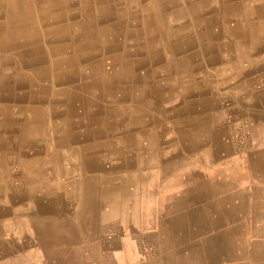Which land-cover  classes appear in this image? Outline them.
Masks as SVG:
<instances>
[{
    "label": "bare ground",
    "instance_id": "6f19581e",
    "mask_svg": "<svg viewBox=\"0 0 264 264\" xmlns=\"http://www.w3.org/2000/svg\"><path fill=\"white\" fill-rule=\"evenodd\" d=\"M174 1L178 8L172 11ZM247 1L261 0H123L121 8L127 16L119 33L109 22L99 24L123 15L109 0H0V264H35L36 260L43 264H264V240L248 241L239 223L245 212L243 205L232 204L238 196L203 204L198 187L210 192L215 184L197 177L185 157L179 171L178 139L189 151L192 142L189 132L178 128L176 105L166 103L170 96L152 92L145 101V92L138 89L133 96L124 94L120 105H100L98 96L53 87L54 81L123 78L129 64L166 61L156 73L175 68L180 61L177 50L191 42L184 38L175 45V39L198 27L218 32L235 29L243 26L242 17L264 12L262 4ZM208 11L213 12L200 17ZM173 82L166 78V85ZM79 89L88 87L83 84ZM56 97L64 98L63 107L53 104ZM77 109L80 119L72 122L68 118ZM59 110L73 129L65 135L62 119L50 120ZM79 125L84 129L74 130ZM95 126H102V134ZM44 130L54 142L95 143L60 154L44 142L37 145L39 138L30 135ZM100 149L102 159L109 162L103 173L96 169L98 175L89 174L88 163L74 162L88 150ZM48 164L54 170L53 183H35ZM130 166L150 170L126 171ZM23 188L28 194L22 196L30 198L32 191L43 190L45 204L40 200L36 207L46 216H35L32 203L21 204L17 193ZM113 220L117 236L105 241L102 232L115 236ZM133 235L146 239L151 256L137 248Z\"/></svg>",
    "mask_w": 264,
    "mask_h": 264
},
{
    "label": "crops",
    "instance_id": "0c3cea01",
    "mask_svg": "<svg viewBox=\"0 0 264 264\" xmlns=\"http://www.w3.org/2000/svg\"><path fill=\"white\" fill-rule=\"evenodd\" d=\"M122 2L123 0H109L108 3L111 4L114 9L116 8L120 14H126L125 8H121ZM247 3H257L260 6L262 4L264 8V0L258 2L247 1ZM174 8H178L176 2L175 4H172L169 9L174 11ZM212 12L213 11H208L207 13L200 15V17L208 16ZM124 14L114 20L105 19L99 22V24H101L100 26H104L109 22V25L115 26L117 32L121 33L123 32L124 27V23L122 22H125L124 20L127 16ZM240 20L243 26L235 29L230 28L221 32L215 31V29H209L210 32L208 29L205 30L204 28L198 27L197 29L187 31L185 37L175 39V45L181 44V41L184 38H190L191 42L188 47H181L175 54V57L182 62L179 61L175 68L169 70L165 69L164 72L156 73V68L162 70L161 67H165L166 61L159 64H148L147 62H143L142 65L134 64L135 66H131L129 64L126 67L129 70L127 72L128 75L123 78H113L111 80H105V82L104 80H94V77L81 78V80L75 81L69 80L68 82L54 81L53 87H57L56 89L70 87L73 91L77 93L81 92L85 96H98L95 98L96 102L100 105H106L108 103L120 105L122 101H125L122 98L124 94L133 96L134 91L138 89L145 92V94L143 93L142 95L145 101H148L151 95L153 96V93L154 95L170 96L167 100L169 103L167 101L166 103L167 105H176L175 119L180 123L178 128H180V131L186 130L189 132L191 137L190 141L193 143H191L189 151V148L185 146L183 140L178 139L179 144H177V147L179 148L177 149L180 154L178 155L179 157L176 158V164L179 167V171L181 170L182 159L185 157V161L194 166L193 168H196L197 177L206 178L207 181L215 184L214 187L210 189V192L209 188L208 190H204L198 187V191L200 189L199 194H203L201 195L203 204H209L210 201L214 202L220 200V198L222 200V198L232 194L237 195L238 199H233L232 204L234 203L236 206L243 205L244 207V217H242V220L239 223H242L245 228L243 230L245 237L248 241L258 243L264 240V12L247 15ZM257 28L260 31H257ZM194 37L197 38L195 39ZM232 57L233 59H231ZM140 58L145 60L143 56H140ZM151 71L156 74L152 76L150 74ZM146 72L150 73L146 74ZM237 72L239 73L237 74ZM181 74L183 76H181ZM166 78L172 79L174 82L168 86L165 83ZM121 80L124 82H121ZM83 84L88 87L85 91L79 89ZM111 99H114V101ZM19 103L26 105L27 102ZM65 103L66 101L63 97H56L53 102V104H58L60 107H63L61 104ZM177 106L180 107L177 108ZM227 106L229 107L227 108ZM80 111L77 109L68 119L72 122L78 121L80 119ZM54 114L58 115H53L50 120L55 121L57 119H62L61 129L63 135L73 131V129L70 128V125L64 122V115H62L64 114L63 111L59 110ZM25 116L27 115L25 114ZM187 122H189V125L184 124ZM83 129L84 128L79 125L74 130L81 131ZM95 129H98L102 134V126H95ZM30 135L33 139L41 138V140L35 139L38 141L36 142L38 143L37 145L44 142L48 147L52 146L58 148L60 154L65 149L67 150V148L68 150L78 149L95 143L94 140L68 142L65 139L61 140V143L54 142L50 139L47 130H44L43 132L37 131ZM46 136L49 138L48 142ZM104 139L105 138H102L99 141L96 140V143L103 142ZM21 140H23L22 135H20V141ZM152 151L154 150L151 149L150 152ZM103 152L104 151L101 149L98 151L88 150L86 155L84 154L80 157L81 160L77 159L74 160V162L83 164L88 163L86 171L89 174L98 175L96 169L103 173L105 170H108L109 167L108 160L102 159L103 156L101 154H103ZM42 153L40 154V157L44 160L46 155L44 154V151ZM190 154L191 158H188ZM97 155L100 156L95 159ZM37 157H39V155H37ZM34 158L35 157L31 159L34 160ZM95 165H98V168H95L94 170ZM46 166L48 167H44L46 172L40 176H36L35 183L43 184L48 180H52L51 184L53 183V179H55L54 170L49 169L51 168L49 164ZM141 169L145 170L146 168H144V166H130L126 171H139ZM204 169H206V171H204ZM146 170L149 171L150 169ZM60 178L64 179L63 176H60ZM66 179L69 181L70 177ZM26 184H29V182ZM24 188L21 192L17 193L21 197L20 200L23 202H21V204H24L25 202L32 203L35 207L32 206L31 208H34V210L37 211L35 216H46V212H39V207H36V205H39L38 203H40V200L45 204L46 198H42V194L44 193L43 190L37 189V191H32L33 197L30 198L28 196H22L23 192L25 195L28 194L25 192ZM65 201L69 205L73 204L69 199H66ZM195 204L198 208L201 201L198 200ZM112 224L117 225L115 220L110 222L111 226H113ZM12 226L10 228H12ZM14 227L16 228V225H14ZM222 263L223 262H220V264ZM231 263V261H228L227 263L224 261L223 264ZM35 264L43 263L36 260Z\"/></svg>",
    "mask_w": 264,
    "mask_h": 264
},
{
    "label": "rangeland",
    "instance_id": "374dc122",
    "mask_svg": "<svg viewBox=\"0 0 264 264\" xmlns=\"http://www.w3.org/2000/svg\"><path fill=\"white\" fill-rule=\"evenodd\" d=\"M113 226L111 227V230L115 231V236L114 237H109V235H106V234H103V232L101 233V238L104 239L105 241H108L110 239H115L117 234H116V231H118V228H117V225L116 224H112ZM115 225V226H114ZM136 243H137V248L139 250H144L145 249V252H146V256H151L152 255V249L151 247L149 246V249H148V243L146 241V239L144 237H141L139 235H133ZM107 251V248L105 247L104 249H102V252H105Z\"/></svg>",
    "mask_w": 264,
    "mask_h": 264
}]
</instances>
